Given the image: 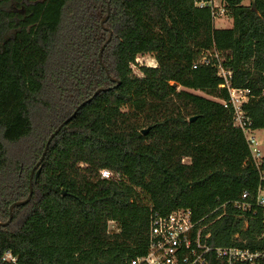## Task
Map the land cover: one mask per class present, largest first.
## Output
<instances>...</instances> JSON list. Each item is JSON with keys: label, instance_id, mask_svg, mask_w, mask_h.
Listing matches in <instances>:
<instances>
[{"label": "trees", "instance_id": "trees-1", "mask_svg": "<svg viewBox=\"0 0 264 264\" xmlns=\"http://www.w3.org/2000/svg\"><path fill=\"white\" fill-rule=\"evenodd\" d=\"M226 2L231 28L194 0H0V264L8 249L18 264H130L152 211L180 207L204 218L213 245H254L258 220L242 231L234 202L255 193L258 171L217 67H193L217 49L264 129V0ZM147 54L157 64L134 75Z\"/></svg>", "mask_w": 264, "mask_h": 264}, {"label": "built area", "instance_id": "built-area-1", "mask_svg": "<svg viewBox=\"0 0 264 264\" xmlns=\"http://www.w3.org/2000/svg\"><path fill=\"white\" fill-rule=\"evenodd\" d=\"M194 4L210 9L215 26L220 19L232 18L226 0H194ZM200 64H214L217 67V74L221 78L219 87L226 88L230 94L229 100L221 101L226 107L233 108L234 126L243 132L250 160L258 171L259 183L255 193L243 192L234 202V207L240 211L239 216L245 218L242 231H246L251 220L256 219L259 233L253 239L252 246L213 245L209 224L203 222L204 218H196L192 208L180 207L168 213L153 210L147 251L133 258L130 264H264V150L257 136L260 129L254 126V120L245 108L255 94L250 88L233 85V70L225 67L217 49L201 52L193 67L197 68ZM259 96H264V90ZM101 177L109 179L112 172L103 169ZM110 224L116 223L110 221ZM241 235V231L236 233L237 243L247 241ZM2 260L18 264V257L10 249L5 251Z\"/></svg>", "mask_w": 264, "mask_h": 264}, {"label": "water", "instance_id": "water-1", "mask_svg": "<svg viewBox=\"0 0 264 264\" xmlns=\"http://www.w3.org/2000/svg\"><path fill=\"white\" fill-rule=\"evenodd\" d=\"M250 1L252 3L253 8L256 9V0H250ZM109 15H110V7L108 9V15L103 19L102 24L105 23V21L108 19ZM110 39H111V36H110L109 40ZM106 44L107 43H105L103 45V47L101 48L100 53H99V59H100L101 64H103L102 54H103V50H104ZM106 70H107V73L109 74L108 69H106ZM101 91H102V89H98L95 92V95L94 96H96L97 94H99ZM91 100H92V98L88 99V101H91ZM81 106L82 105L78 106L77 109L73 112V114L69 118H67L66 121H64L63 123H61V125H59V127L48 138L47 143H46V146H45V150H44L41 158L39 159V161L37 162V164L35 165V167L32 169L31 178H30V193H29L28 197L26 199H24V200L16 201V202L12 203V205L10 206V218H9V220L7 222L3 223L4 225H7V224H9L12 221V219H13V210H14V208L16 206H20V205L26 204L32 198V194H33L32 178H33V175H34V170L37 167H39L38 171L36 172V177H35L37 179L38 176H39V174H40V172H41V166L40 165H41L42 161L44 160V158L46 156V153H47V151L49 149L50 143L52 142L53 138L60 132V130L64 127V125L66 124V122L70 121L77 114V112L80 110ZM194 119H195V117H192L191 118V120H194ZM149 130H150L149 127L148 128H145V129H143V133H147ZM0 224H2V223L0 222Z\"/></svg>", "mask_w": 264, "mask_h": 264}, {"label": "rangeland", "instance_id": "rangeland-1", "mask_svg": "<svg viewBox=\"0 0 264 264\" xmlns=\"http://www.w3.org/2000/svg\"><path fill=\"white\" fill-rule=\"evenodd\" d=\"M251 1L250 0H245V3L246 4H249ZM233 26V19L230 17V18H227V19H220L216 22V27L217 28H231ZM104 51V50H103ZM100 53V51H99ZM102 59H103V54H102ZM157 64V61L156 59L154 58L153 55L151 54H147L145 56H140L138 59H137V62L135 64H132V68H133V74L136 75V76H142V72H141V66L142 65H156ZM185 88L183 86H180L178 87V90L177 91H182L184 90ZM190 91H193L195 93H198V94H201V95H205V96H208L210 98H213L212 96L208 95L207 93L203 92V91H200V90H192L190 89ZM127 109V108H125ZM257 136H258V139L261 141L262 143V147H263V150H264V129H260L258 132H257ZM186 162H189L190 159L189 158H185L184 159ZM37 164V163H36ZM35 164V165H36ZM34 165V167H35ZM33 167V168H34ZM32 168V169H33ZM39 167H37L35 170H34V175L35 173L38 171ZM33 175V178H32V187H33V191H34V181L36 180V178L34 177ZM111 226V230H116L117 229V226L116 224H110Z\"/></svg>", "mask_w": 264, "mask_h": 264}]
</instances>
